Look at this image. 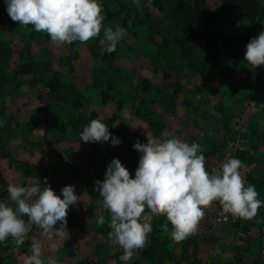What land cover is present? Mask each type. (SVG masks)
<instances>
[{
	"label": "rangeland",
	"instance_id": "rangeland-1",
	"mask_svg": "<svg viewBox=\"0 0 264 264\" xmlns=\"http://www.w3.org/2000/svg\"><path fill=\"white\" fill-rule=\"evenodd\" d=\"M197 1L141 0L138 8L134 0H101L105 27L128 19L127 36L107 60L101 55L103 30L85 44L75 42L77 56L67 59L65 46L54 47L46 33L11 21L4 0H0V38L15 50L29 48L31 65L43 66V70H37L43 72L39 76L60 70L63 79L82 94L78 110L68 104L56 105L49 116L41 113L46 103L44 96L37 102L25 82L0 96V199L8 200L9 184L36 182L34 176L20 168L22 163L33 167L42 164L57 194L62 186L71 184L81 195L78 204L68 211L70 238L65 243L57 242L58 252L48 247L44 250L45 255L57 256L60 264L78 260L119 264L123 253L107 240L110 214L93 188L95 180H103L106 165L113 157L134 174L138 155L133 144L137 141L144 144L147 139L167 135L199 142L202 150L209 152L206 169L229 157L239 158L244 152L247 159L243 163L251 165L249 183L256 186L258 198L264 200V100L254 84L264 67L253 69L243 59L250 37L264 29V0H258L250 11L252 16L239 11L236 0H206L196 38L188 40L189 56L194 62L201 64L200 60L205 59L208 65L217 67L205 69V77L190 68L191 59L185 58L172 41L182 36L180 14ZM110 79L114 90H107ZM144 81L148 84L146 90ZM43 86L36 84L40 97L45 93ZM102 91L109 94L106 101ZM167 94L177 97L176 107L160 104L158 100ZM185 99L193 106L187 108ZM204 99L212 105L228 107L225 114L230 129L222 127L221 113L212 110L207 114L202 110ZM252 102L257 105L254 107ZM33 114L38 117L35 125L31 121ZM97 118L121 139L119 145L80 141L83 126ZM100 215L106 218L104 226L97 224ZM149 219L153 232L156 223L154 218ZM38 233L34 226L30 236ZM161 233L166 243L161 256L148 259L142 251L129 264H264V206L251 219L239 218L213 229L196 230L187 238V246ZM149 245L150 236L146 248ZM29 249L30 240L19 247L11 238L0 243V264H23Z\"/></svg>",
	"mask_w": 264,
	"mask_h": 264
},
{
	"label": "clouds",
	"instance_id": "clouds-1",
	"mask_svg": "<svg viewBox=\"0 0 264 264\" xmlns=\"http://www.w3.org/2000/svg\"><path fill=\"white\" fill-rule=\"evenodd\" d=\"M134 2L139 8L141 0ZM4 4L12 21L46 33L57 48L74 42L85 44L99 37L103 30L101 55L111 54L127 36V29L120 24L104 26L101 0H4ZM243 59L253 69L264 67V29L250 37ZM79 135L80 141L86 143H121L101 118L85 124ZM133 151L138 155L134 174L113 157L106 165L103 180H95L93 188L110 214L107 240L123 253L119 264H129L135 254L145 250L152 234L149 217L164 216L162 231L180 244L196 232L213 202L220 204L222 215L243 219L255 217L264 206L256 186L246 184L241 175L245 165L237 157H229L209 172L199 142L189 143L167 135L147 139L144 144L137 141ZM43 179V184L39 179L35 183L9 184L8 200L0 199V243L11 238L19 247L30 240L23 264H60L57 256L45 255L44 250L48 247L58 252L57 242L65 243L70 238L68 211L80 201L81 195L76 194L74 185L62 186L57 194L47 177ZM105 223V216L100 215L97 224ZM34 226L39 233L30 236Z\"/></svg>",
	"mask_w": 264,
	"mask_h": 264
},
{
	"label": "trees",
	"instance_id": "trees-1",
	"mask_svg": "<svg viewBox=\"0 0 264 264\" xmlns=\"http://www.w3.org/2000/svg\"><path fill=\"white\" fill-rule=\"evenodd\" d=\"M257 4H258V0H236L237 9L241 12L245 11L247 13V16H252V13L250 11L253 10V8H255ZM205 6H206V0H198L193 7H189L183 10V13L180 14L179 17V22H180L179 26L181 28L182 36L175 37L172 40L180 48L181 54L185 58L191 59L190 68L194 72H198L202 74L204 77L206 73L205 69L208 70V68H211L215 70L217 67H215V65L214 67L212 65H208L205 59L200 60L201 64L194 62V60L189 56L188 40L196 38L200 20L204 15ZM127 20L126 18H124L116 24H120L121 26L127 29V22H128ZM14 22H18V21H14ZM119 44L117 45L116 51H114L111 54L105 53L103 55L104 58L110 60L117 52ZM65 48L66 49H63L65 58L69 59L71 57L77 56V45L75 42L72 45L65 46ZM32 62H33V57L29 51V48H27V50L24 51L15 50L10 45H8L7 41L0 38V96L3 95L5 96V94H7L11 89H15L21 83L25 82L26 84L29 85L30 90L34 92V98L37 102L40 103V100H42L44 96L45 98L44 100H46V103L45 105H43L44 109L41 110V113L44 116L45 115L49 116L51 114V111L55 108V106L61 104L71 105L74 111L78 110L82 98L81 97L82 94L78 90V88L71 82L64 80L60 70L55 69L52 70L50 75L43 74L39 76L38 73L42 74L43 72L41 71L38 72L37 70L42 69L43 66L41 67V65H37V64L31 65ZM218 63L219 62L217 61V64ZM47 66L48 68L50 67L49 64H47ZM220 72L222 75L223 74L222 71ZM254 79H255L254 80L255 87L258 88V91L260 90V93H262L261 98H263L264 100V72H262L261 76L255 77ZM37 83L43 84L44 85L43 87L45 88V93L41 97L39 95L38 88H36ZM175 84L178 83L175 82ZM107 85H108L107 90L109 89L114 90L115 85L112 79L108 80ZM143 89L145 90L148 89V84L146 81L143 82ZM101 94L103 96V100L106 101L107 98L109 97L108 92L102 91ZM158 101L162 105L166 103L171 108L176 107L178 103L177 97H175L173 94H167ZM183 104L187 108L193 106L186 99L183 100ZM194 108L198 110L199 107L194 106ZM201 108L204 112H207V114H209V112L212 110L221 113L222 127L224 129H230V121L227 115L225 114V110H227L228 107L221 106V104H219L218 107L217 105H212L210 103H207V101H205L204 99V101L201 102ZM36 118H38L36 114H33V118L31 120L33 125H35L34 122H36L35 121ZM33 125L31 126V128L33 127ZM2 141L3 139L0 137V143H2ZM219 145L220 146L223 145L221 140L219 142ZM203 154L205 155V157H207L209 155V152L203 151ZM239 159L241 161L247 159L244 152L239 154ZM20 168H23V171L26 174L34 176L36 180L39 179L41 184L44 183L43 178L47 177L46 170L42 166V164H38L35 167H33L26 163L25 164L22 163L20 165ZM47 182L48 184H50L51 188L54 189L55 183L51 179H49V177L47 178ZM2 196L3 194L2 192H0V198H2ZM154 220L156 223L155 225L156 229H154L152 234L150 235V245L147 248H145V250L143 251V256L148 259L156 255L158 257L161 256L160 254V252L162 251L161 248L164 247V245L166 244L161 237L162 234L161 225L165 222L166 218L164 216H159V217H155ZM169 229H171V225H169ZM182 242L184 246H187L189 240L185 239ZM69 253L72 254V251H69ZM64 264H96V263H94V261L78 260L75 263H64Z\"/></svg>",
	"mask_w": 264,
	"mask_h": 264
},
{
	"label": "built area",
	"instance_id": "built-area-1",
	"mask_svg": "<svg viewBox=\"0 0 264 264\" xmlns=\"http://www.w3.org/2000/svg\"><path fill=\"white\" fill-rule=\"evenodd\" d=\"M231 150L234 152L236 151V148L230 147ZM245 167L241 169V175L244 176L246 184L249 183V177L251 174V165H248L244 163ZM220 165L217 166H211L207 168L209 172H213L215 169H218ZM222 209L218 202H213L210 207H208L205 210V216L204 218L199 222L197 229L198 231H201L203 229H213L216 227H220L223 225H227L232 223L234 220H237L239 218H234L230 214H221Z\"/></svg>",
	"mask_w": 264,
	"mask_h": 264
}]
</instances>
